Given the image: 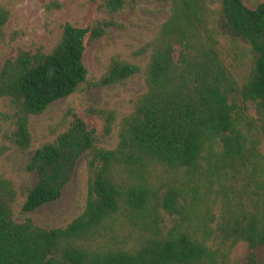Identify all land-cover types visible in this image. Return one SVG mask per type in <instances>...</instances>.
<instances>
[{
	"label": "trees",
	"instance_id": "trees-1",
	"mask_svg": "<svg viewBox=\"0 0 264 264\" xmlns=\"http://www.w3.org/2000/svg\"><path fill=\"white\" fill-rule=\"evenodd\" d=\"M137 3L101 0L98 8L117 13ZM6 20L0 10V27ZM119 27L103 18L85 28L65 23L50 51L18 49L0 64L16 150L32 148L31 117L86 81L85 37ZM131 57L112 59L96 83L143 81L119 119L113 149L96 147L95 132L73 115L67 131L33 152L28 169L37 183L22 200L0 170V264H257L253 251L264 245V0H170L165 19ZM101 115L109 134L116 115ZM8 150L0 145V159ZM81 155L88 169L82 213L52 229L23 216L58 199ZM239 244L250 250L244 263L231 259Z\"/></svg>",
	"mask_w": 264,
	"mask_h": 264
},
{
	"label": "rangeland",
	"instance_id": "rangeland-1",
	"mask_svg": "<svg viewBox=\"0 0 264 264\" xmlns=\"http://www.w3.org/2000/svg\"><path fill=\"white\" fill-rule=\"evenodd\" d=\"M169 1L138 0L133 9L126 7L120 12L109 13L98 8L101 0H0V10L7 13V20L0 27V64L14 59L18 49L50 51L59 41L65 23L85 28L90 27L95 19L103 18L120 24L119 28L107 30L102 38L92 40L89 35L85 37L82 61L88 72L86 81L71 96L55 101L43 114L30 118V151L20 152L11 144L9 137L14 130V109L7 99L0 98V145L9 148L0 159V170L15 183L20 200L37 183L36 174L28 169L33 152L44 144L55 142L67 131L73 115L85 123L87 130L95 132L96 147L113 149L117 145L119 119L131 110L132 99L144 89L143 81L141 77H135L113 86H97L96 83L112 59L135 62L131 52L143 44L165 19ZM47 6H50L49 10ZM106 111L116 115L109 134H105L104 115H101ZM87 183V157L81 155L58 199L23 216L30 217L42 228L65 227L82 213ZM16 215H19L18 211ZM168 221L166 226L170 225ZM249 253L245 244H239L231 259L244 263ZM253 253L255 262L264 264V245L258 246Z\"/></svg>",
	"mask_w": 264,
	"mask_h": 264
}]
</instances>
